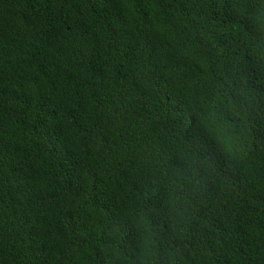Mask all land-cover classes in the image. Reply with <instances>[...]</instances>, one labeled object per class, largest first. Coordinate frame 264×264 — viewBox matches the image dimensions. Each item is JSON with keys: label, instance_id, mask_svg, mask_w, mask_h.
<instances>
[{"label": "trees", "instance_id": "1", "mask_svg": "<svg viewBox=\"0 0 264 264\" xmlns=\"http://www.w3.org/2000/svg\"><path fill=\"white\" fill-rule=\"evenodd\" d=\"M0 264H264V0H0Z\"/></svg>", "mask_w": 264, "mask_h": 264}]
</instances>
